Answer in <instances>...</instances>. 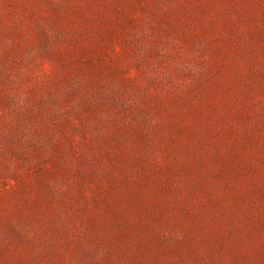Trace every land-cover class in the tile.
<instances>
[{
    "label": "rangeland",
    "instance_id": "1",
    "mask_svg": "<svg viewBox=\"0 0 264 264\" xmlns=\"http://www.w3.org/2000/svg\"><path fill=\"white\" fill-rule=\"evenodd\" d=\"M0 264H264V0H0Z\"/></svg>",
    "mask_w": 264,
    "mask_h": 264
}]
</instances>
